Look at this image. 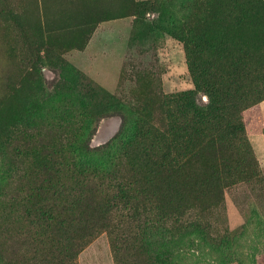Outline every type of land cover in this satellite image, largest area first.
I'll return each mask as SVG.
<instances>
[{
    "label": "rangeland",
    "instance_id": "obj_1",
    "mask_svg": "<svg viewBox=\"0 0 264 264\" xmlns=\"http://www.w3.org/2000/svg\"><path fill=\"white\" fill-rule=\"evenodd\" d=\"M0 264H264V0H0Z\"/></svg>",
    "mask_w": 264,
    "mask_h": 264
}]
</instances>
